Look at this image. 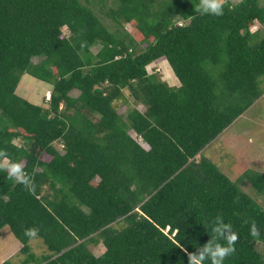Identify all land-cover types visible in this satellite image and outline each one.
I'll return each instance as SVG.
<instances>
[{
  "label": "trees",
  "instance_id": "trees-1",
  "mask_svg": "<svg viewBox=\"0 0 264 264\" xmlns=\"http://www.w3.org/2000/svg\"><path fill=\"white\" fill-rule=\"evenodd\" d=\"M83 1L0 0V237L24 264H187L219 218V242L236 236L223 264H264V208L241 185L264 196V175L197 160L264 96V0H220L219 16L201 0ZM162 62L179 85L148 71ZM26 73L51 85L47 104L18 95ZM126 97L142 110L120 113Z\"/></svg>",
  "mask_w": 264,
  "mask_h": 264
},
{
  "label": "rangeland",
  "instance_id": "rangeland-1",
  "mask_svg": "<svg viewBox=\"0 0 264 264\" xmlns=\"http://www.w3.org/2000/svg\"><path fill=\"white\" fill-rule=\"evenodd\" d=\"M241 0H232L234 4ZM82 2H84L82 0ZM97 15L101 17L103 22L112 28L115 24L109 18L103 17L99 11ZM114 28V27H113ZM128 32H132L134 36L139 34L132 25H126ZM261 30L264 33V25L256 22L252 26L251 31ZM138 41V38H136ZM143 50L144 46L139 47ZM99 48L93 49L97 53ZM40 60L34 59L33 63L37 64ZM150 73H157L162 76V80L172 85H179L174 73L167 62L154 63L148 67ZM261 90L264 92V78ZM52 87L50 84L35 79L30 74H24L17 93L20 97L31 101L34 104L45 105L49 102ZM128 102L118 101L115 106L124 116L132 108L142 110V106L134 102L131 98L126 97ZM126 103V104H125ZM135 136V134H134ZM136 137V136H135ZM142 144L143 141L139 140ZM19 143L18 141L16 142ZM61 149V145H57ZM206 157L215 163L221 172H223L232 181H237L246 171L254 170L264 175V96L255 103V105L243 114L236 122L226 129L214 142L209 144L200 157ZM242 189L248 195L253 197L264 208V196L256 192V190L246 181L242 182ZM114 227L120 229L122 223L116 224ZM31 253L40 257L48 255L49 251L40 238H34L29 242ZM258 250L264 255V244L258 245ZM22 245L15 238L11 229L6 226L2 230L0 237V264L10 260L14 264H24L26 254L21 252ZM92 252L96 256H101L105 252L103 245L91 246Z\"/></svg>",
  "mask_w": 264,
  "mask_h": 264
},
{
  "label": "clouds",
  "instance_id": "clouds-1",
  "mask_svg": "<svg viewBox=\"0 0 264 264\" xmlns=\"http://www.w3.org/2000/svg\"><path fill=\"white\" fill-rule=\"evenodd\" d=\"M197 10L201 15L210 14L219 16L222 14L223 5L220 0H201L197 6ZM135 137V136H133ZM200 156V155H199ZM198 157V156H197ZM9 178L20 180L23 176L22 170L18 164H11L8 167ZM209 230L215 234L216 239L203 244L196 249L195 253L187 254V264H223L224 258L229 255L234 248L232 245L236 240L235 234L228 239L227 245L219 242L224 239L226 231H230L228 226L224 225L219 218L209 222ZM35 230H29V235H33Z\"/></svg>",
  "mask_w": 264,
  "mask_h": 264
}]
</instances>
